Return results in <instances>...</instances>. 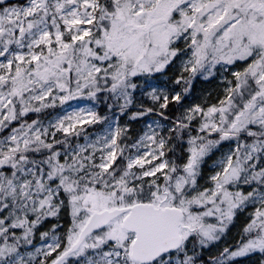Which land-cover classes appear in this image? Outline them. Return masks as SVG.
<instances>
[{"label":"snow or ice","instance_id":"obj_1","mask_svg":"<svg viewBox=\"0 0 264 264\" xmlns=\"http://www.w3.org/2000/svg\"><path fill=\"white\" fill-rule=\"evenodd\" d=\"M0 264H264V0H0Z\"/></svg>","mask_w":264,"mask_h":264}]
</instances>
